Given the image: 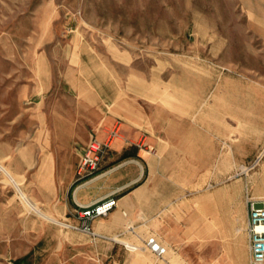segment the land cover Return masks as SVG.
Instances as JSON below:
<instances>
[{
  "label": "rangeland",
  "instance_id": "1",
  "mask_svg": "<svg viewBox=\"0 0 264 264\" xmlns=\"http://www.w3.org/2000/svg\"><path fill=\"white\" fill-rule=\"evenodd\" d=\"M115 128L189 203L263 199L264 0H0V264H168L40 207Z\"/></svg>",
  "mask_w": 264,
  "mask_h": 264
},
{
  "label": "crops",
  "instance_id": "2",
  "mask_svg": "<svg viewBox=\"0 0 264 264\" xmlns=\"http://www.w3.org/2000/svg\"><path fill=\"white\" fill-rule=\"evenodd\" d=\"M105 122L110 126L112 120ZM138 137V132L124 129L111 143L101 170L79 177L76 169L65 193L54 167L39 183L44 213L78 224L86 210L115 202L106 217L93 222L100 235L115 237L127 231L121 240L132 243L139 242L138 236L155 235L168 247V264H251L247 199L239 196L207 205L206 197L197 195L189 203L187 192L170 182L161 159L147 152ZM133 146L136 157L122 159ZM81 234L88 243L89 236ZM108 248L118 246L110 242Z\"/></svg>",
  "mask_w": 264,
  "mask_h": 264
},
{
  "label": "built area",
  "instance_id": "3",
  "mask_svg": "<svg viewBox=\"0 0 264 264\" xmlns=\"http://www.w3.org/2000/svg\"><path fill=\"white\" fill-rule=\"evenodd\" d=\"M119 135V128H115L110 133L108 139L104 142L95 141L86 150L82 161L79 173L83 177L94 176L101 170L104 161L106 160L109 151L111 150L112 140ZM115 202L107 203L96 209H88L83 212L81 222L79 225L71 224L65 221H56L57 225L67 229L87 234L92 240L97 239L109 240L119 242L117 238L104 236L96 233L91 226V223L100 217H106ZM247 204L249 209L248 221V234H249V247L251 252V264H264V198L256 199L247 196ZM129 231L133 229L129 228ZM127 232V231H126ZM126 232L118 235L119 238L123 237ZM139 244H129L123 242L125 248L129 251H149L159 259H164L168 254V247L165 246L155 235L143 238L138 236Z\"/></svg>",
  "mask_w": 264,
  "mask_h": 264
},
{
  "label": "trees",
  "instance_id": "4",
  "mask_svg": "<svg viewBox=\"0 0 264 264\" xmlns=\"http://www.w3.org/2000/svg\"><path fill=\"white\" fill-rule=\"evenodd\" d=\"M135 150H137V147L135 146H133V147H131V148H129V149H127L124 153H123V155H122V159H128V158H134V157H136V152H135ZM17 262V264H20V260H18V261H16Z\"/></svg>",
  "mask_w": 264,
  "mask_h": 264
}]
</instances>
